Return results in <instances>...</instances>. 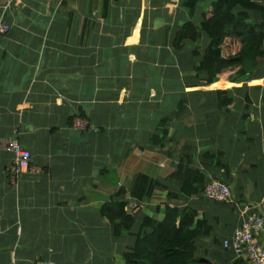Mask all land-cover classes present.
Listing matches in <instances>:
<instances>
[{
    "label": "crops",
    "instance_id": "0c3cea01",
    "mask_svg": "<svg viewBox=\"0 0 264 264\" xmlns=\"http://www.w3.org/2000/svg\"><path fill=\"white\" fill-rule=\"evenodd\" d=\"M7 1L0 0L8 25L0 32V264H125L141 216L182 201H195L210 226L192 264H250L223 240L264 193V57L247 75L232 80L223 69L207 83L199 60L208 38L179 33L220 0ZM216 89L232 102L219 105ZM74 118L85 126L73 127ZM8 138L37 167L13 182ZM178 163L219 174L231 201L203 191L176 200L160 188L138 202L126 193L136 223L113 235L103 203L127 192L136 173L163 178ZM255 241L264 248V232Z\"/></svg>",
    "mask_w": 264,
    "mask_h": 264
},
{
    "label": "trees",
    "instance_id": "16d2710c",
    "mask_svg": "<svg viewBox=\"0 0 264 264\" xmlns=\"http://www.w3.org/2000/svg\"><path fill=\"white\" fill-rule=\"evenodd\" d=\"M181 40H198L200 35L208 38L200 56L199 67L210 83L222 77L223 69L233 71L229 78L234 80L247 75L259 65L258 58L264 57V2L262 0H220L209 13L202 12L198 23L186 20L179 28ZM227 38L239 43L237 51L227 56L223 47ZM197 53V52H195ZM221 83L216 81L215 85ZM225 90L216 89L219 105L230 104L232 96ZM161 129L160 138L166 135ZM149 140L150 144L156 142ZM212 158L213 156H209ZM216 163L221 167L219 161ZM208 175L200 167L178 163L165 177H152L144 172L136 173L126 192L119 188L116 197L103 203L101 213L112 224L113 235L130 232L136 217L126 207L129 198L136 201L150 198L157 189H165L166 196L176 200L191 195H201ZM175 183V184H174ZM174 185V186H173ZM159 216L143 214L138 220L132 246L122 253L125 264H192L196 240L208 233L210 226L195 201L170 205L163 202L156 206Z\"/></svg>",
    "mask_w": 264,
    "mask_h": 264
},
{
    "label": "built area",
    "instance_id": "2783aa9c",
    "mask_svg": "<svg viewBox=\"0 0 264 264\" xmlns=\"http://www.w3.org/2000/svg\"><path fill=\"white\" fill-rule=\"evenodd\" d=\"M16 0H8L13 3ZM8 30V25L0 19V32ZM72 126L83 128L85 120L74 118ZM3 148L10 154L9 172L10 181H15L16 176L23 171H35L36 166L30 162V152L21 145L17 139L8 138L2 143ZM203 195L208 199L218 202H228L230 191L228 185L220 175L209 178L203 187ZM260 210L264 211V193L259 207H252L247 212V207L242 211L241 224L235 228L230 238L223 240V246L230 247L236 257L246 259L250 264H264V248L255 241V236L264 232V217ZM37 264H56L53 260L38 261Z\"/></svg>",
    "mask_w": 264,
    "mask_h": 264
},
{
    "label": "rangeland",
    "instance_id": "374dc122",
    "mask_svg": "<svg viewBox=\"0 0 264 264\" xmlns=\"http://www.w3.org/2000/svg\"><path fill=\"white\" fill-rule=\"evenodd\" d=\"M264 2V0H262ZM239 47V43L237 39L235 38H228L225 41L224 49L226 50L227 54H231L232 52H235Z\"/></svg>",
    "mask_w": 264,
    "mask_h": 264
},
{
    "label": "water",
    "instance_id": "95a60500",
    "mask_svg": "<svg viewBox=\"0 0 264 264\" xmlns=\"http://www.w3.org/2000/svg\"><path fill=\"white\" fill-rule=\"evenodd\" d=\"M157 20H158V19L156 18V19L154 20V22L157 21Z\"/></svg>",
    "mask_w": 264,
    "mask_h": 264
}]
</instances>
